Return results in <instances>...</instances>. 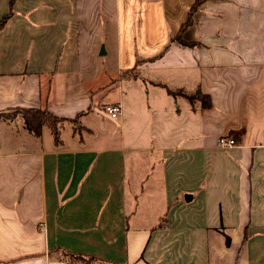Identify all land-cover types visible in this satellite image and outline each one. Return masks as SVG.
Returning <instances> with one entry per match:
<instances>
[{
  "label": "crops",
  "instance_id": "1",
  "mask_svg": "<svg viewBox=\"0 0 264 264\" xmlns=\"http://www.w3.org/2000/svg\"><path fill=\"white\" fill-rule=\"evenodd\" d=\"M9 14L0 264H264V0H0ZM114 104L106 124L94 109ZM30 109L76 127L57 145Z\"/></svg>",
  "mask_w": 264,
  "mask_h": 264
},
{
  "label": "trees",
  "instance_id": "2",
  "mask_svg": "<svg viewBox=\"0 0 264 264\" xmlns=\"http://www.w3.org/2000/svg\"><path fill=\"white\" fill-rule=\"evenodd\" d=\"M10 16H4L3 18H0V29L5 24V21ZM189 101L194 104L196 102L200 103L201 107L204 108H210V98L206 95H203L200 93L199 90H197L194 95L188 97ZM23 118H24V125L26 126L28 132L33 133L35 136H40L42 133L43 127L47 126L50 129L51 135L53 140L55 141V144L59 145L61 144V134L62 130L64 128L63 123L68 121V123L76 124L78 117L74 120H66L64 118H58L51 114L47 110H39V109H30V110H23ZM67 257H69L72 260H75L77 262H82L83 264H92L96 259L93 256H87V255H79V254H73V253H66Z\"/></svg>",
  "mask_w": 264,
  "mask_h": 264
},
{
  "label": "built area",
  "instance_id": "3",
  "mask_svg": "<svg viewBox=\"0 0 264 264\" xmlns=\"http://www.w3.org/2000/svg\"><path fill=\"white\" fill-rule=\"evenodd\" d=\"M103 112L106 113L107 116H109L110 119L114 120L117 119L121 116V107L119 104H114V105H107L103 109ZM218 147L223 148V149H228L230 147H233L236 145V142L234 139L228 137H219L218 142H217ZM63 264V263H61Z\"/></svg>",
  "mask_w": 264,
  "mask_h": 264
},
{
  "label": "rangeland",
  "instance_id": "4",
  "mask_svg": "<svg viewBox=\"0 0 264 264\" xmlns=\"http://www.w3.org/2000/svg\"><path fill=\"white\" fill-rule=\"evenodd\" d=\"M94 112H98L99 115H102L103 116L102 118H105V120H106V124H108V122H109L110 125H114L113 123H115V119L114 120L110 119L109 116H107L106 113L103 112V110L101 109V106L95 108ZM17 113L18 112L13 113V114L15 115ZM13 114H11V115H13ZM93 120L98 121V120H102V119H101V117H99L98 119L96 117H93V118H91V120L89 122H93ZM73 125H74V127H76V124H73Z\"/></svg>",
  "mask_w": 264,
  "mask_h": 264
},
{
  "label": "water",
  "instance_id": "5",
  "mask_svg": "<svg viewBox=\"0 0 264 264\" xmlns=\"http://www.w3.org/2000/svg\"><path fill=\"white\" fill-rule=\"evenodd\" d=\"M184 199H185L187 202H189V201L191 200V199H190V196H188V195H185Z\"/></svg>",
  "mask_w": 264,
  "mask_h": 264
}]
</instances>
